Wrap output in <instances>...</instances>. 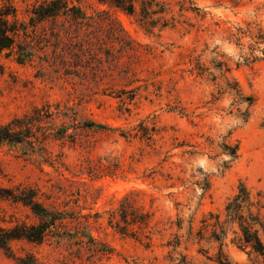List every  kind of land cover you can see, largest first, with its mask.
<instances>
[{
  "label": "rangeland",
  "instance_id": "1",
  "mask_svg": "<svg viewBox=\"0 0 264 264\" xmlns=\"http://www.w3.org/2000/svg\"><path fill=\"white\" fill-rule=\"evenodd\" d=\"M42 1L12 0L29 24L32 58L20 64L0 54V124L40 109L44 143L0 147V229L39 223L18 201L29 191L65 219L42 243L0 248V264L29 257L37 264H182L183 256L215 264L208 257L220 244L210 232L200 240L203 218L224 219L242 183L255 200L264 193V62L237 65L253 43L241 29L264 33V0H159L176 19L162 30L93 0H80L94 16L87 22L63 16L32 27L31 10ZM88 121L108 129L87 128ZM143 124L159 130L153 141L140 138ZM236 144L232 161L228 148ZM132 192H139L133 206L151 215L142 230L150 240L123 236L109 222ZM176 237L177 249L170 245ZM233 238L223 250L234 264H264Z\"/></svg>",
  "mask_w": 264,
  "mask_h": 264
},
{
  "label": "trees",
  "instance_id": "2",
  "mask_svg": "<svg viewBox=\"0 0 264 264\" xmlns=\"http://www.w3.org/2000/svg\"><path fill=\"white\" fill-rule=\"evenodd\" d=\"M100 5L108 6L122 11L128 16L137 17L138 21L148 29L160 28V30L173 26L176 22L174 17L168 19L170 8L165 2L159 0H93ZM77 2V4H76ZM185 4V3H184ZM32 16L30 22L32 27L34 22H42L47 19H55L60 17H69L75 21L87 22L94 18L90 16L82 6L80 0H43L33 6L31 10ZM30 23V24H31ZM243 34L250 36L253 43L246 52L240 54L238 66H252L260 62H264V33L260 31L255 38L251 29L243 31ZM29 24L23 22L19 18L18 9L12 0H0V54L4 52L12 53L16 56V60L20 64L26 63L32 58L31 51L28 50L30 43ZM256 39V40H255ZM27 47V48H26ZM249 106L253 104V98H247ZM40 109L34 110L33 115H26L22 118H15L7 124H0V147L9 146H29L35 149L37 145L44 146L42 139L39 138L37 129L41 125ZM249 113L247 112L245 122L248 121ZM87 128L91 129H108L103 124L95 122H84ZM264 126V125H263ZM141 139L153 141V137L159 133L154 126L151 129L141 126ZM127 138L132 134H127ZM43 144V145H42ZM228 154L232 161L239 158V145L234 148H228ZM209 182L206 181L204 192L209 189ZM139 192L129 193L121 201L120 209L111 212L109 222L111 226L121 235L142 240V234L145 239L150 240L147 234L142 232L150 226L151 215L140 208L133 206V197ZM255 200L247 188L242 183L236 195L231 198L224 211V219L222 214L209 213L201 221L202 227L198 233L200 240L204 234L210 232L209 239L220 244V248L215 257H208V260L215 264H234L223 250L224 241L229 234H234L232 243L241 250H250L263 258L264 262V193L258 194ZM23 205L31 209V211L39 218V223L34 226L22 225L15 228L4 230L0 229V248L11 251L10 243L15 240H27L33 243H42L52 228L58 222L65 219L61 212L52 211L45 207L38 200V193L29 191L20 196L18 200ZM129 205V206H128ZM131 225H138L139 230H134ZM181 229V226H179ZM191 235L193 228L191 227ZM89 242L94 241L92 234L87 233L84 236ZM175 249L181 245V240L176 237V241L172 244ZM19 264H37L32 258H20ZM182 264H190L183 256Z\"/></svg>",
  "mask_w": 264,
  "mask_h": 264
}]
</instances>
